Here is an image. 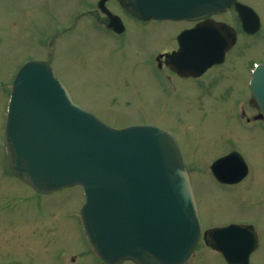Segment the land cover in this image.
<instances>
[{
    "label": "rangeland",
    "instance_id": "1",
    "mask_svg": "<svg viewBox=\"0 0 264 264\" xmlns=\"http://www.w3.org/2000/svg\"><path fill=\"white\" fill-rule=\"evenodd\" d=\"M98 1L2 0L0 77L11 84L27 61L46 59L58 34L51 66L73 101L115 128L149 124L172 131L188 171L206 174L195 180L202 228L250 223L259 236L250 263L264 264V201L259 200L264 194V123L246 125L239 118L241 111L256 114L248 104L247 67L264 62V0H240L259 14L262 28L258 35L241 37L227 64L200 80L156 67L155 57L171 48L182 23L139 22L111 1L108 8L126 24L125 34L116 36L92 16L77 17L96 12ZM218 19L233 23L231 13ZM69 25L74 30L67 32ZM234 149L246 158L253 179L222 190L208 175L210 166ZM84 200L78 186L35 192L12 175L0 148V263L104 264L81 222ZM189 264L227 263L201 242Z\"/></svg>",
    "mask_w": 264,
    "mask_h": 264
},
{
    "label": "water",
    "instance_id": "2",
    "mask_svg": "<svg viewBox=\"0 0 264 264\" xmlns=\"http://www.w3.org/2000/svg\"><path fill=\"white\" fill-rule=\"evenodd\" d=\"M102 0L100 7L110 15ZM236 5L250 33L259 18L237 0H125L141 20L209 17ZM112 17V16H111ZM111 27L122 32L118 17ZM231 29L215 21L181 36V49L167 64L182 76H198L224 60L234 41ZM264 116V65L251 82ZM6 143L12 171L39 192L81 185L82 219L98 256L108 264H187L200 238L190 180L169 130L152 125L115 129L75 104L48 62L30 61L18 72L9 106ZM232 154L213 167L218 177ZM245 172V169H242ZM241 177V176H240ZM215 249L230 264H249L257 238L248 228L216 229Z\"/></svg>",
    "mask_w": 264,
    "mask_h": 264
},
{
    "label": "flooded vegetation",
    "instance_id": "3",
    "mask_svg": "<svg viewBox=\"0 0 264 264\" xmlns=\"http://www.w3.org/2000/svg\"><path fill=\"white\" fill-rule=\"evenodd\" d=\"M1 1L2 0H0V2ZM43 1L48 2L49 0H43ZM114 1H116L118 3H122L123 2L122 0H114ZM243 4H245V3H243ZM246 5H248V4H246ZM226 13H231V18L236 23H238V25H237L233 21V23H234L233 24V27L235 28V30L237 32L238 41H239L240 37L243 35V31L241 29V22H240L238 13H237V11H236V9L234 7L232 9H230L229 11L223 12L222 14H226ZM222 14H218V15L213 16V19L216 20V21L225 22V21H221V20L218 19V17H220V15H222ZM101 22L103 24H107L108 23V19L105 17L103 20H101ZM180 23H182V26L183 27L181 29H179L177 32H175V34L172 35V38L173 39H172V42H171V48L165 50L164 52L159 53V55L160 54H166V53H172V52L176 51L178 49V47H179L178 37L181 34V32H183L184 30H187V29H191L194 26H196L198 23H201V22H196V23H184V22H180ZM234 25H236V26H234ZM238 41H237V44L234 46V48L238 45ZM164 61H165V58H163V59L160 60V65H162V67L160 69H162V70H164V69L169 70L168 68L165 67ZM226 62H227V60L222 65L212 67L203 76H205L209 71H211V70H213V69H215L217 67H219V68L222 67L223 68V66L226 64ZM247 69H248V73H251L252 70H250L249 67H247ZM202 77H200V78H202ZM9 99H10V80H8V79H5L4 80V79H2L0 77V146H1L0 148H1V151H3V147L2 146L4 145V141H5V138H4V130H5L6 114H7V108H8ZM251 105L254 107V109L256 111V115L253 117V119L250 118V117H248L246 119L247 125L253 124L252 123L253 121L255 123L258 122V120H256L255 117L260 114V110L257 107V105H256V103L254 102L253 99L251 100ZM242 114H243V116H245L246 115V112L243 111ZM233 151H236V149H234V150H232V151H230V152H228L226 154H229V153H231ZM237 151H239V150H237ZM226 154H224V155H226ZM224 155H222V156H224ZM244 159L247 162V160H246L245 157H244ZM247 164H248L249 172H248L247 176L244 179H241V180H235L237 178V176H236V174H233V173L223 172L220 175L221 177H228L230 179L228 182L220 181L218 178H216L214 176V174L212 172L208 173V175L212 176L213 182L217 186H220L222 188V190H230V189H232L234 187H239L240 185L245 184L246 181H248L250 179H253L252 178L253 177V173L251 171V167H250V165H249L248 162H247ZM205 175L206 174L205 173H202V172H198V173H195V174L190 173V179H191V184H192V187H193L194 194H195V180L203 179L202 177H204ZM263 180H264V177H263ZM195 197H196V194H195ZM196 200H197V203H198V198L197 197H196ZM259 200L260 201H264V194L261 195V197H259ZM198 209H199V204H198ZM199 214H200V209H199ZM200 220H201V226H202L203 223H202L201 214H200ZM240 222H242V221H240ZM231 224L250 225V223L245 224V223H236V222H225L222 225H218V226H212V225H210L206 229H203L202 228L200 242H204L205 244L211 245L212 242H213L212 239H211V231L214 228L224 227V226H228V225H231ZM0 264H3V263H0Z\"/></svg>",
    "mask_w": 264,
    "mask_h": 264
}]
</instances>
